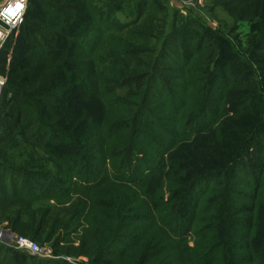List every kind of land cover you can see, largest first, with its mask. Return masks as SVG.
Wrapping results in <instances>:
<instances>
[{
    "label": "trees",
    "instance_id": "trees-1",
    "mask_svg": "<svg viewBox=\"0 0 264 264\" xmlns=\"http://www.w3.org/2000/svg\"><path fill=\"white\" fill-rule=\"evenodd\" d=\"M113 1L82 0L78 16L37 0L25 17L0 107V208L43 240L53 201L77 224L107 208L82 246L113 264H264V122L249 119L259 95L244 91L241 57L175 23L151 51L148 0L128 23ZM51 262L0 243V264Z\"/></svg>",
    "mask_w": 264,
    "mask_h": 264
},
{
    "label": "rangeland",
    "instance_id": "rangeland-1",
    "mask_svg": "<svg viewBox=\"0 0 264 264\" xmlns=\"http://www.w3.org/2000/svg\"><path fill=\"white\" fill-rule=\"evenodd\" d=\"M103 1L107 2V0ZM230 1L231 0H148L146 2L147 8L149 9L147 13L148 17L144 20V27H146V29L143 30V27L142 31L151 33L147 39L149 41L147 47L151 49V51L156 48H161L165 41L172 39L171 33L173 31L172 28H174V23L177 24V26L188 24L191 29L197 30L200 33L199 37L201 35H206L208 41H211L214 39V36H217V42L215 41L214 43L220 46V53H224L223 55L225 58H234L233 61H236L237 57H241L239 62L240 72L249 82L248 85L246 84L247 86L245 85L244 91L249 92L252 90L259 95V99L254 101L256 106H253L249 119L256 118L264 122V55H254L252 53L254 42L263 33L260 20H258L257 17L252 18L258 15L260 3L258 0H251L252 2L249 5H238ZM126 2L128 1H113V8L115 7L116 9L114 19L122 23L132 22L136 18V14L134 15L137 8L136 2L134 0H132L130 4ZM36 3L37 0H31L26 16L31 11V7L36 6ZM66 3L77 7V10H74V12L78 16H82L83 13L78 10L80 7H84L82 0H66ZM95 4L100 9H105L103 4L99 2H95ZM119 6H122L120 10ZM32 24H35V20L32 21ZM22 25L17 32L10 36L3 49L0 71L7 74V76L10 73L11 61L15 54V46L22 32ZM136 41L142 42V40L139 39ZM169 49L171 53L175 52L174 49L168 48V50ZM156 54L157 53H154L153 55L155 56ZM216 57H219V55ZM214 67H216L214 63L209 65L210 70H213ZM224 69L225 68L220 71H223L225 74L229 73V69ZM224 82L225 80H222L220 83ZM1 162L2 158L0 157V164ZM112 199L113 192H109L103 194L100 201L111 202ZM56 204L57 203L53 201V207L55 208L50 218H48V229H50V227H55L56 229V232H54L50 240H43L44 237L40 239L34 235L31 237V235L28 236L14 231L8 220L9 216L13 215L14 211L10 210L7 212V208L5 211L0 208V233L2 229L8 227L19 235L33 239L42 247L51 249L53 258L48 260L30 254L36 257L37 261H52L51 263L53 264H63V262L67 264H113V260H108V258L105 260H97L96 255L98 246L96 247L95 243L92 244L93 247L89 246L86 249L82 246L83 235H87V232L90 230L91 234L88 236L89 239H91L94 233L97 232L96 230L101 228V224L103 223L101 216L105 213H109V210L103 207L97 208L93 216L90 214L87 216V221L84 219L83 222L77 224V222H71L70 214L66 215L67 212L65 211L67 208L65 205L60 207ZM71 211L72 210H70V212ZM54 215H58L57 218H54ZM68 222L73 224V228L66 227L65 224ZM105 224H107V221ZM86 228H88V231H85ZM67 232L70 233L66 235ZM99 234L101 235L100 231ZM189 243L191 246L195 245L192 238H189ZM6 247L16 250L11 246Z\"/></svg>",
    "mask_w": 264,
    "mask_h": 264
},
{
    "label": "built area",
    "instance_id": "built-area-1",
    "mask_svg": "<svg viewBox=\"0 0 264 264\" xmlns=\"http://www.w3.org/2000/svg\"><path fill=\"white\" fill-rule=\"evenodd\" d=\"M31 0H0V66H1V55L5 44L9 40L10 36L17 32L25 20V16ZM16 3L23 4V8L17 10ZM11 6L13 9L12 13L5 15L6 9ZM15 13V15H13ZM8 83V76L0 71V107L3 98L5 88ZM0 243L14 247L16 250L28 253L31 255L39 256L44 260L53 258L52 251L48 247H42L39 243L33 239L19 235L6 227L2 229L0 233Z\"/></svg>",
    "mask_w": 264,
    "mask_h": 264
},
{
    "label": "clouds",
    "instance_id": "clouds-1",
    "mask_svg": "<svg viewBox=\"0 0 264 264\" xmlns=\"http://www.w3.org/2000/svg\"><path fill=\"white\" fill-rule=\"evenodd\" d=\"M17 9V8H16ZM17 10H19V9H17ZM13 12V9H12V7L10 6L6 11H5V15H7V13H12ZM13 15H15V13H13Z\"/></svg>",
    "mask_w": 264,
    "mask_h": 264
},
{
    "label": "snow or ice",
    "instance_id": "snow-or-ice-1",
    "mask_svg": "<svg viewBox=\"0 0 264 264\" xmlns=\"http://www.w3.org/2000/svg\"><path fill=\"white\" fill-rule=\"evenodd\" d=\"M9 7H10V6H9ZM9 7H8V8H9ZM15 7H16L17 9H22V8H23V4H21V3H16ZM8 8H7V9H8ZM7 9H6V10H7Z\"/></svg>",
    "mask_w": 264,
    "mask_h": 264
},
{
    "label": "water",
    "instance_id": "water-1",
    "mask_svg": "<svg viewBox=\"0 0 264 264\" xmlns=\"http://www.w3.org/2000/svg\"><path fill=\"white\" fill-rule=\"evenodd\" d=\"M0 23H1V24H3V25H5V24H4V23H2L1 21H0ZM5 26H6V25H5ZM6 27H7V26H6Z\"/></svg>",
    "mask_w": 264,
    "mask_h": 264
}]
</instances>
